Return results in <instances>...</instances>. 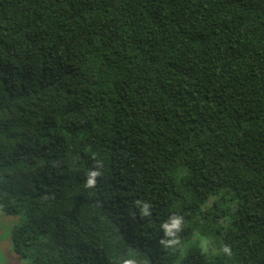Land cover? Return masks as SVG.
Returning <instances> with one entry per match:
<instances>
[{
  "label": "trees",
  "instance_id": "obj_1",
  "mask_svg": "<svg viewBox=\"0 0 264 264\" xmlns=\"http://www.w3.org/2000/svg\"><path fill=\"white\" fill-rule=\"evenodd\" d=\"M0 212L33 264H264V0H0Z\"/></svg>",
  "mask_w": 264,
  "mask_h": 264
},
{
  "label": "rangeland",
  "instance_id": "obj_2",
  "mask_svg": "<svg viewBox=\"0 0 264 264\" xmlns=\"http://www.w3.org/2000/svg\"><path fill=\"white\" fill-rule=\"evenodd\" d=\"M13 221V216L0 212V264H33L30 258L18 256L12 249Z\"/></svg>",
  "mask_w": 264,
  "mask_h": 264
},
{
  "label": "clouds",
  "instance_id": "obj_3",
  "mask_svg": "<svg viewBox=\"0 0 264 264\" xmlns=\"http://www.w3.org/2000/svg\"><path fill=\"white\" fill-rule=\"evenodd\" d=\"M98 175H100V173L99 172H96V171H90L89 173H88V180H87V183H86V186L87 187H93L94 185H95V183H96V181H95V177L96 176H98ZM165 227H167V225H165ZM225 251L227 252V251H229L227 248H225ZM124 264H134V261H132V260H125L124 261Z\"/></svg>",
  "mask_w": 264,
  "mask_h": 264
}]
</instances>
